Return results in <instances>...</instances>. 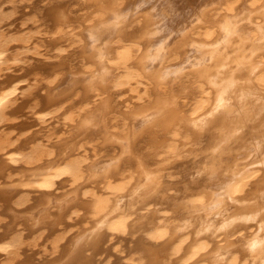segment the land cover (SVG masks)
Segmentation results:
<instances>
[{"label":"bare ground","instance_id":"bare-ground-1","mask_svg":"<svg viewBox=\"0 0 264 264\" xmlns=\"http://www.w3.org/2000/svg\"><path fill=\"white\" fill-rule=\"evenodd\" d=\"M51 1L0 0V264H264V0Z\"/></svg>","mask_w":264,"mask_h":264},{"label":"rangeland","instance_id":"rangeland-1","mask_svg":"<svg viewBox=\"0 0 264 264\" xmlns=\"http://www.w3.org/2000/svg\"><path fill=\"white\" fill-rule=\"evenodd\" d=\"M49 1H51V0H48V2H47V0H22V1H19V0H17V2L15 3V5L17 6V13H16V16L17 17H20V19L21 18H24V17H26V16H28V15H30V14H37V12L36 11H38V14L37 15H39V14H41V13H43L42 11L44 10V9H42V8H47L49 5H47V3H49V4H52V2L53 1H51V3L49 2ZM72 1L73 0H69L68 2H69V4L71 3V6H69V12L71 13V15L72 16H77V15H81L82 14V11H81V9L80 8H78L77 7V4L75 3V1H73V4H72ZM47 2V3H46ZM45 4V6L44 7H42L43 5ZM6 5V7L7 8H10L11 6L8 4V3H6L5 4ZM47 5V6H46ZM41 7V8H40ZM70 7H72V8H70ZM75 7V8H74ZM77 7V8H76ZM34 9H35V11H34ZM38 9V10H37ZM42 9V10H41ZM77 11V12H75V10ZM77 9H80L79 11L77 10ZM71 10H72V12H71ZM40 11V12H39ZM81 11V12H80ZM23 12H26L27 14L26 15H24L23 14ZM36 12V13H35ZM80 12V13H79ZM78 13V14H77ZM39 16H41V15H39ZM40 22H42V20H40ZM14 26H15V24H14ZM40 26H41V28L42 29H45V28H43L44 27V25H42V24H40ZM63 42V43H62ZM61 43H59V44H65V42L64 41H62ZM49 45H48V44ZM51 44V41H49V38L48 37H46V41H45V45H46V47L43 49V52H45V54H47V55H50V54H53L52 52L53 51H51V49H53V48H50V47H54L52 44ZM48 45V46H47ZM47 61H52V59L51 58H49ZM35 62V61H34ZM53 62V61H52ZM35 63H38L37 61L35 62ZM50 122H48V127L49 128H51L52 126H55L56 127V129H57V127L60 125V123H58L57 125H56V122H55V119H53V120H49ZM34 129V128H33ZM20 171L19 170H15L14 171V173H19ZM17 178H19V177H17ZM14 179H16V178H14ZM59 186V187H58ZM57 186V188H58V191L60 190H62V189H64V187H62V186H60V185H58ZM60 188H62V189H60ZM3 208V207H2ZM3 215V214H2ZM3 216H6L5 214L3 215ZM8 217V215L6 216V221L8 222V219H9V217ZM6 221H5V223H6ZM2 223H4V222H1V224H0V227H1V229H0V231H2L3 230V226H2ZM122 239H115V240H112L113 242H112V245H113V243H114V246H113V249H112V252L111 253H109V254H107V257L106 256H104L103 257V259H105L103 262H101V264H118V261L119 260H123V258L122 259H119L118 260V255H122V256H124L125 255V252H124V250H125V248L126 247H124V246H126V241L124 242V240L123 241H121ZM119 241V242H118ZM121 242V243H120ZM42 243V242H41ZM221 243H223V244H225L226 243V240L224 241H221ZM45 244H49V242L47 243V241L45 242ZM121 246V247H120ZM123 246V247H122ZM118 249V250H115V249ZM122 248H124V249H122ZM120 250H122V253H119V251ZM114 251V252H113ZM25 254H23L22 253V258L23 259H25V261L22 259V261H23V263L22 264H24V262H26L28 259L27 258H29L30 260H35V261H33V262H35V264L37 263V262H39V261H42L44 258L43 257H45V256H47V254H49L48 252H47V250L44 252V250H38V251H34L33 253H32V255L31 256H29V253L31 254V251H26V252H24ZM28 253V254H27ZM36 253H37V255H36ZM117 253V254H116ZM27 255L28 257L27 258H25V256ZM112 255V256H111ZM110 256V257H109ZM117 256V257H116ZM32 257H34V258H32ZM46 258V257H45ZM0 259L2 260V257H0ZM20 259V260H21ZM27 259V260H26ZM108 259H109V261H108ZM108 261V262H107ZM112 262V263H111ZM122 262H124V260L122 261ZM122 262H120L119 261V263H122ZM17 263H18V261H17ZM21 264V263H20ZM34 264V263H33Z\"/></svg>","mask_w":264,"mask_h":264}]
</instances>
